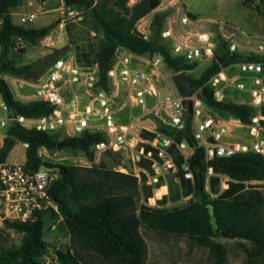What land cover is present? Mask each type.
<instances>
[{
	"label": "trees",
	"instance_id": "1",
	"mask_svg": "<svg viewBox=\"0 0 264 264\" xmlns=\"http://www.w3.org/2000/svg\"><path fill=\"white\" fill-rule=\"evenodd\" d=\"M23 1L0 0V97L27 116L49 113L51 107L45 100L17 97L5 75L36 80L57 58L68 54L73 43H76L75 56L79 63H98L97 84L106 90L113 88L110 70L119 50L151 57L161 55L165 64L176 72L184 70L186 73L199 64V59L189 60L172 52L171 39L163 35L169 10L155 11L148 38L139 30V20L150 14L160 0H137L133 4L128 0H98L96 3L94 0H64L66 6L81 8L84 20H90L94 35L87 43L79 44L73 38V28L68 26L72 36L69 44L34 61L18 64L13 56L24 53L28 44L38 43L57 24L52 22L36 27L14 22L13 9ZM253 1L247 0V3ZM255 7L260 9L258 5ZM189 14L198 18L191 12ZM246 59L264 61V53L232 50L229 40L218 31L211 63L199 76H187L194 85L193 92L203 89L201 96L209 107L224 116L249 123L256 111L253 105L218 100L209 84L212 76L224 67V61L228 60L227 65H230ZM175 79L180 92L185 95L176 76ZM154 128L174 139L168 150L177 165L174 179L168 181L169 194L160 200L162 205L159 207H151L143 201L154 192V184L147 182V172L141 171L138 176L105 161L95 162L92 147L107 138L104 131L86 130L61 139L59 132L11 123L0 146V161L8 157L18 141L27 142L24 161L27 166L38 169L45 164L58 172L49 187V194L59 210H40L26 221H6L0 227V264H47L43 257L50 246L45 239L46 213L53 220L62 217L70 233V242L61 241L57 250L62 264H146L148 244L142 227L166 236L186 237L192 244L208 248L216 257L215 264H224L228 255L222 230L243 232L245 236L237 237L245 240L239 241L247 255L244 264H264V183H260L264 181V155L250 150L208 159L205 147L195 136L192 119L187 120L182 128L165 121L157 123ZM155 134L144 127L141 132L146 138ZM62 141L72 142L69 147L84 152L92 163L82 165L45 160L39 154L40 147L54 151ZM182 142L194 149L189 157L179 147ZM148 148L151 145H147ZM105 152L113 158L120 155V151ZM154 153L157 155L156 148ZM139 164L151 172L150 160L142 158ZM224 178L228 183L226 187H223ZM185 196H189L185 204H167Z\"/></svg>",
	"mask_w": 264,
	"mask_h": 264
},
{
	"label": "built area",
	"instance_id": "2",
	"mask_svg": "<svg viewBox=\"0 0 264 264\" xmlns=\"http://www.w3.org/2000/svg\"><path fill=\"white\" fill-rule=\"evenodd\" d=\"M98 0H94L96 3ZM134 0H128L130 4ZM180 3V0H175ZM82 13L78 6L60 7L59 24L63 26L66 21L74 19ZM34 12H25L21 20L26 23L33 22ZM169 22V21H168ZM165 25L163 35L171 39L172 52L182 55L189 60L211 59L215 55L217 47V32L215 29H198L190 25L194 19L183 7L181 15V33L177 36L173 25L169 22ZM149 21L145 20L138 25L139 30L145 38L149 37ZM221 32L225 39H229ZM23 43V42H22ZM232 50L237 48L235 41L230 42ZM260 45L257 51L263 50ZM140 60L150 64L149 68L139 66ZM165 63L161 55L151 57L128 51L119 50L110 75L113 88L106 90L99 86V65H83L79 63L73 53H68L57 58L50 67L36 80H28L8 75L13 80H19L22 84L34 87L32 94H21L24 99L45 100L51 107L49 113L30 117L14 110L3 97H0V135H7V127L11 123H20L25 126L34 127L47 132H59L60 138L79 135L86 130L104 131L107 138L93 145L95 154L107 150L119 151L123 147H136L133 159L136 163V174L140 176L141 171L148 174V183L154 184V192L143 201L151 207L161 206L160 200L169 194V185L166 176L171 171H176L177 165L169 153L168 147L174 142L170 136H164L160 131L149 125L144 128L155 131L154 137L146 138L141 133H134V122L136 117L131 115V120L122 121L118 116V110L126 105L141 104L147 107L148 96L155 95L157 100L151 110L159 114L164 109L168 114L165 122H169L179 128L184 127L186 107L185 95H174L172 92L166 95L165 101L159 98V89L155 78L163 73L161 64ZM239 72H229L224 66L218 73L212 76L209 84L213 87V94L218 100H234L228 93L230 88L248 91V101H238L251 104L256 111L249 123L241 119L224 116L209 107L201 96V90L192 93V113L190 119L193 121L194 132L200 145L205 147L208 159L215 156L231 155L239 151H255L264 155V61L246 59L236 63ZM229 66V65H228ZM245 79L251 80L248 88ZM129 85V91L121 95V83ZM189 119V120H190ZM238 124L248 128L249 136L245 139L231 138V126ZM228 137L227 140H222ZM21 149L17 157L22 155V150L28 146L27 142H20ZM147 145L151 148L147 149ZM182 152L189 157L194 149L185 142L179 145ZM186 147L188 149L186 150ZM157 149V155L154 153ZM39 154H47L54 158L57 152L50 153L45 146L40 147ZM45 160L49 158L43 157ZM142 158L151 161L152 170L149 172L139 164ZM24 161H15L8 155L5 160L0 161V227L8 220L26 221L35 217L37 211L58 209L57 202L50 196L49 187L58 176V172L52 167L42 164L38 169L27 166ZM123 169V168H121ZM127 171V170H125ZM209 172L212 173L210 167ZM191 175V173H187ZM162 177L164 181L161 182ZM226 179V178H224ZM161 182L159 185L158 183ZM224 183V182H223ZM227 183V182H226ZM228 185V183H227ZM226 185V186H227ZM166 189H163V188ZM61 238L57 237L55 244L49 246L44 254L47 264H62L58 258L57 250L60 247Z\"/></svg>",
	"mask_w": 264,
	"mask_h": 264
},
{
	"label": "rangeland",
	"instance_id": "3",
	"mask_svg": "<svg viewBox=\"0 0 264 264\" xmlns=\"http://www.w3.org/2000/svg\"><path fill=\"white\" fill-rule=\"evenodd\" d=\"M160 1V4L153 10L152 14L155 11L169 10L165 19V25L169 21L173 25L177 36H179L178 34L182 30L181 15L184 5L188 13L195 14L199 19L194 24L190 23L195 28L220 31L222 27V31L229 38V42H232V40L235 41L237 49L245 53L257 51L260 45L264 47V0H254L253 3H247V0H181L183 4L176 3L175 5L170 4V0ZM61 4L62 0H24L22 4L13 9L12 18L14 22L19 24L40 27L52 22L57 23L46 37L39 40L36 44H28L24 53L13 56L16 63L22 64L34 61L53 51L55 48L69 44L72 36L68 32V26L73 28V38L79 44L87 43L89 38L94 35L91 32L92 25L90 20H84V13H81L80 16L74 19L66 21L61 26L59 24ZM255 5L260 6V9L255 7ZM25 12L35 13L36 16L33 22L26 23L21 20V16ZM153 15L151 16L150 14L147 16L149 23ZM75 47L76 43L71 44L69 53L75 55ZM259 52L264 53V49ZM210 63L211 59H201L197 67L193 70L186 71V74L197 77ZM227 63L228 60L224 61L222 65L226 66ZM136 64L146 68L150 67V64L145 60H140ZM161 66L163 73L157 75L155 78L156 85L159 89V98L165 101L166 95L170 92L174 95H182L175 79L177 72L169 68L165 63H162ZM228 71L237 73L240 70L236 65H230ZM5 76L17 97L24 99L21 94H32L34 92L33 86L22 84L21 81L13 80L8 75ZM245 83L248 88L251 86L250 79H245ZM120 86L122 95L126 96L129 91V85L122 82ZM228 93L236 101H248L251 97L248 91H241L234 88H230ZM156 100L157 96L149 95L147 102L148 108L146 110L141 104H128L118 110L117 116L126 122L131 120V115L136 117L133 131L139 134L143 131L144 125L155 126L157 123L164 121L163 119L168 118V114L164 109L160 110L158 115L151 110ZM231 134V138L233 139H245L249 136L248 128L238 124L231 126ZM3 139L4 137L0 135V146L3 143ZM227 139L228 137H224L222 140ZM136 147H123L119 150L120 155L117 158L108 156L106 152L95 154V162L105 161L115 168H123L121 169L122 171L127 170L135 173L136 163L133 155ZM20 149L21 143L18 141L9 153L13 157V160L24 161L23 157H17ZM187 149L188 147H186ZM49 152H57L54 158L43 154V157L49 158L52 161L72 162L82 165H90L92 163L84 152L76 150L73 147H65L54 151L49 150ZM24 153L25 148L22 150V155ZM174 176V171H171L167 174L166 181H172ZM260 183H264V181ZM226 185L227 183L224 179L223 187H226ZM163 189L166 188L164 187ZM188 200L189 196H185L177 202H168L167 204H185ZM45 221V239L50 243V246H53V242H55L57 237H60L62 241L70 242V233L62 217H57L53 220L50 214L46 213ZM141 230L148 244V259L146 264H215L216 257L208 248L192 244L186 237L162 235L156 230L147 227H142ZM223 239L228 245V255L224 264H244L247 255L239 244V241L242 239L226 236H223Z\"/></svg>",
	"mask_w": 264,
	"mask_h": 264
},
{
	"label": "water",
	"instance_id": "4",
	"mask_svg": "<svg viewBox=\"0 0 264 264\" xmlns=\"http://www.w3.org/2000/svg\"><path fill=\"white\" fill-rule=\"evenodd\" d=\"M176 77L185 92V99H184V103L186 107L185 118L189 120L191 113H192V93L194 91V85L184 70L177 72ZM200 92L201 94H203L204 93L203 89ZM71 145H72V142L62 141L58 144V149H63ZM222 235L226 237H232V238L237 237V236H245L243 232H236L228 228H225L222 230Z\"/></svg>",
	"mask_w": 264,
	"mask_h": 264
},
{
	"label": "crops",
	"instance_id": "5",
	"mask_svg": "<svg viewBox=\"0 0 264 264\" xmlns=\"http://www.w3.org/2000/svg\"><path fill=\"white\" fill-rule=\"evenodd\" d=\"M136 1H137V0H134V1H132L130 4H133V3L136 2ZM174 1H175V0H170V4L175 5L176 3L174 4ZM63 3H64V0H62V4H61V6L63 5ZM180 3H182L181 0H180ZM182 4H183V3H182ZM61 6H60V7H61ZM183 7H185V6L183 5ZM152 12H153V11H152ZM152 12L150 13L151 16L154 14V13L152 14ZM150 14H148V15H150ZM148 15L142 17V18L139 20L138 25L141 24V23H143V22L145 21V19L149 21V19H147V16H148ZM150 18H151V17H150ZM193 19H194V18H193ZM198 20H199L198 18L194 19V23H196ZM194 23H193V24H194ZM192 26H193V25H192ZM181 27H182V25H181ZM193 27H195V26H193ZM229 66H230V65H229ZM229 66L226 65L227 69L229 68ZM159 95H160V94H159ZM120 98L122 99V91H121ZM146 125H147V124H146ZM149 126H151V125H149ZM151 127H154V126H151Z\"/></svg>",
	"mask_w": 264,
	"mask_h": 264
}]
</instances>
